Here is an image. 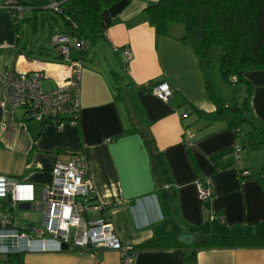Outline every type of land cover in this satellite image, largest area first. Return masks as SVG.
Wrapping results in <instances>:
<instances>
[{
	"label": "crops",
	"instance_id": "obj_1",
	"mask_svg": "<svg viewBox=\"0 0 264 264\" xmlns=\"http://www.w3.org/2000/svg\"><path fill=\"white\" fill-rule=\"evenodd\" d=\"M26 1V18L44 8L39 0ZM156 1L122 0L102 11V37L91 50L88 42L82 53L76 125L57 128L24 119L20 108L0 106V175L31 184L39 199L55 161H68L82 151L94 198L107 206L102 213L110 217L121 243L170 242L137 250L133 264H264V245L196 249V243L178 240L181 246L172 245L182 233L194 239L264 233V70L244 73L252 86V121L243 123L238 135L224 120L200 117L192 107L205 113L216 108L207 83L226 103L241 101L245 88L226 86L218 59L202 68L192 45L181 40L180 24L170 25L168 35H157L143 11ZM19 39L0 9V70L56 71L54 50L48 59H39L26 46L20 48ZM123 46L132 54L128 62L120 52ZM71 54H77L75 47ZM44 81L50 82L46 88L53 87V79ZM160 82L171 90L168 101L151 90ZM142 134L153 140V161ZM235 144L241 146L237 160L231 155ZM198 181L209 185V209L200 203ZM100 215L89 213L91 218ZM28 217L35 221L30 212ZM192 249L195 258L186 261ZM20 255L23 264H93L91 252L72 247ZM1 256L0 264L6 259ZM98 257V264H121L116 250H100Z\"/></svg>",
	"mask_w": 264,
	"mask_h": 264
},
{
	"label": "built area",
	"instance_id": "obj_2",
	"mask_svg": "<svg viewBox=\"0 0 264 264\" xmlns=\"http://www.w3.org/2000/svg\"><path fill=\"white\" fill-rule=\"evenodd\" d=\"M23 1L3 0L0 5V9L7 14L10 26L18 25L24 18L27 6ZM44 9L61 13L57 0H48ZM49 44L58 60L56 71L50 73L41 67L0 70V106L20 108L24 119L51 123L57 128L65 124L76 125L80 111L82 53L88 46V40L56 31L50 35ZM72 47L77 52L75 56L71 54ZM120 52L128 62L132 55L130 49L123 46ZM46 78L53 79V87L43 85ZM151 90L163 101H168L171 96L165 82L152 86ZM190 136L186 132V137ZM240 147L235 144L231 150L235 160ZM32 187L19 178L0 175V255L61 251L62 245L67 244L68 248L91 252L93 264L99 263L98 252L103 249L118 251L121 264H133L135 251L121 243L110 217L102 213L107 206L94 198V188L82 151L68 161H55L51 168V181L43 188L39 199H36ZM197 191L202 206L210 203L211 191L207 182L198 181ZM21 202L30 203L25 219L18 218L16 214L17 211L26 212L18 209ZM31 210L40 211L41 219L29 221ZM92 211L101 215L91 218L89 213Z\"/></svg>",
	"mask_w": 264,
	"mask_h": 264
},
{
	"label": "trees",
	"instance_id": "obj_3",
	"mask_svg": "<svg viewBox=\"0 0 264 264\" xmlns=\"http://www.w3.org/2000/svg\"><path fill=\"white\" fill-rule=\"evenodd\" d=\"M60 3L59 15L64 24V30L78 39L95 43L102 37L100 24L101 13L106 8L122 0H57ZM27 6V1H23ZM48 0H39L46 5ZM144 13L157 35H168L172 24H181L184 34L181 40L189 42L196 51L202 68L210 64V49L218 46L221 49L219 73L222 80L235 84H243L246 94L241 101L226 103L216 96L207 83L208 96L215 104V110L210 113L192 107L200 117L209 121L224 120L239 134L240 126L250 117V96L252 86L245 79L244 73L249 70H264V0H157L144 8ZM36 13L22 21L30 20L36 25ZM20 23V22H19ZM18 25L11 26L17 33ZM51 48V47H50ZM52 49V48H51ZM144 144L153 158V140L142 134ZM159 168V164L155 162ZM243 172V171H242ZM210 203L205 204L209 209ZM168 239H153L136 246L139 249H151L167 246ZM173 246L182 244L174 238ZM264 245V233H254L245 236H204L196 244V249L202 248H235ZM196 249L186 251L185 260L193 261ZM1 264H23L21 255H7Z\"/></svg>",
	"mask_w": 264,
	"mask_h": 264
},
{
	"label": "rangeland",
	"instance_id": "obj_4",
	"mask_svg": "<svg viewBox=\"0 0 264 264\" xmlns=\"http://www.w3.org/2000/svg\"><path fill=\"white\" fill-rule=\"evenodd\" d=\"M36 13H37L36 25L34 26L30 22V20L27 21L23 20L19 23L18 31L17 33H15V35L16 37L20 38L18 40V46L20 48L26 46V51H28L27 53H32L33 56L39 59H48L50 56L53 55V49L50 48V44H49V37L54 31H57L56 29L63 30L64 28L63 20L59 15L53 13L51 10H47L44 8L36 10ZM27 15H30V13H28ZM179 26H180L179 28L184 30L181 24ZM93 47L94 45H92L91 43L89 46V50H91ZM12 51L14 50L12 49ZM209 54L211 60L210 63L212 62V59L213 60L218 59V63H219L221 49L218 46L211 47ZM224 83L226 84V86L231 88L234 87L241 89L244 88L243 84L232 83L231 79L228 82L224 81ZM43 85L45 87H50V82L44 81ZM16 214L18 218L22 217V213L20 211H17ZM40 216L41 214L39 211H35V210L30 211V220H38ZM0 258H2V256Z\"/></svg>",
	"mask_w": 264,
	"mask_h": 264
},
{
	"label": "water",
	"instance_id": "obj_5",
	"mask_svg": "<svg viewBox=\"0 0 264 264\" xmlns=\"http://www.w3.org/2000/svg\"><path fill=\"white\" fill-rule=\"evenodd\" d=\"M18 209L19 210H23V211H26L24 212L25 214H27L30 210V203L29 202H21L18 204ZM204 239V236L200 235V236H197L195 239H194V235L192 233H182V234H179L177 236V240L185 245H191L193 242L198 244L200 243L202 240ZM62 249L63 250H66L68 249V245L67 244H63L62 245Z\"/></svg>",
	"mask_w": 264,
	"mask_h": 264
}]
</instances>
